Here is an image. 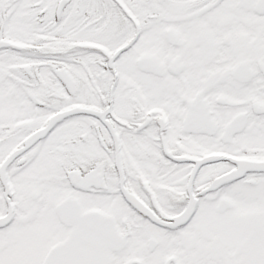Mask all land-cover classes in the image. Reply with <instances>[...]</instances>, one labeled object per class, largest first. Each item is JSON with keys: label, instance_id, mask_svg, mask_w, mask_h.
<instances>
[{"label": "snow or ice", "instance_id": "snow-or-ice-1", "mask_svg": "<svg viewBox=\"0 0 264 264\" xmlns=\"http://www.w3.org/2000/svg\"><path fill=\"white\" fill-rule=\"evenodd\" d=\"M0 264H264V0H0Z\"/></svg>", "mask_w": 264, "mask_h": 264}]
</instances>
